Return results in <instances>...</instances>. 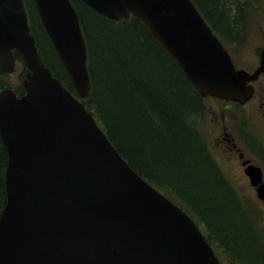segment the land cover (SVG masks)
<instances>
[{
	"label": "water",
	"instance_id": "95a60500",
	"mask_svg": "<svg viewBox=\"0 0 264 264\" xmlns=\"http://www.w3.org/2000/svg\"><path fill=\"white\" fill-rule=\"evenodd\" d=\"M82 1L113 20L142 19L203 97H253L264 48L254 72L236 68L193 0ZM35 2L78 96L44 62L24 0H0V65L13 73L17 52L28 68L24 94L0 91V264H221L195 219L129 164L82 101L91 79L72 1ZM245 172L264 200L262 169Z\"/></svg>",
	"mask_w": 264,
	"mask_h": 264
},
{
	"label": "trees",
	"instance_id": "16d2710c",
	"mask_svg": "<svg viewBox=\"0 0 264 264\" xmlns=\"http://www.w3.org/2000/svg\"><path fill=\"white\" fill-rule=\"evenodd\" d=\"M24 1L30 23L34 20L30 24L31 31L44 62L77 96L70 75L42 23L35 0ZM71 1L78 12L88 49L91 88L88 97L82 99L87 109L139 174L199 224L198 219L203 221L208 238L207 229L217 234L215 226L224 219L220 208L214 205L212 192L202 177L198 178L195 168L207 164L214 178L222 180L199 125L200 113H204L202 95L142 19L131 15L128 19L113 20L82 0ZM193 1L211 22L208 11L198 0ZM220 2L218 0L217 6ZM211 9L220 22L222 15L215 13L213 5ZM219 22L211 23L225 36ZM15 56L18 65L23 58L17 52ZM27 71L26 67L21 74L23 78ZM3 73L6 72L0 65V89L5 88ZM14 91L22 95L25 87L21 84ZM7 164L8 153L0 135V216L7 202ZM223 185L229 193L228 186L224 182ZM228 230L227 234L222 230L227 239Z\"/></svg>",
	"mask_w": 264,
	"mask_h": 264
},
{
	"label": "rangeland",
	"instance_id": "374dc122",
	"mask_svg": "<svg viewBox=\"0 0 264 264\" xmlns=\"http://www.w3.org/2000/svg\"><path fill=\"white\" fill-rule=\"evenodd\" d=\"M198 2L208 11L214 25L219 20L213 15L211 6L213 5L217 15L224 14L219 26L223 28L225 36L214 28L215 32L233 55L236 64L254 72L260 64V52L264 48V0H221L218 6V0ZM211 22L209 23L212 25ZM33 23L34 20L30 24ZM17 64L14 73L5 71L2 74V85L5 88L15 90L23 84L21 74L27 66L24 60ZM257 85L260 89L257 100L243 107L219 97L202 96L204 113H200L199 125L230 194L224 188L222 180L214 178L215 174L207 164L202 168H195L198 178L202 177L209 192H212L214 205L217 209L220 208L224 219L215 226L218 237L214 232L207 231L218 256L227 264H247L244 256L252 250L259 252L258 242L264 248V203L245 173L239 157L242 153L253 163L264 164L260 161L261 158L264 159V108L261 107L264 101V75ZM198 220L201 222L200 228L206 231L203 221ZM223 229L225 233L229 229L230 243L223 235Z\"/></svg>",
	"mask_w": 264,
	"mask_h": 264
},
{
	"label": "flooded vegetation",
	"instance_id": "af4514ba",
	"mask_svg": "<svg viewBox=\"0 0 264 264\" xmlns=\"http://www.w3.org/2000/svg\"><path fill=\"white\" fill-rule=\"evenodd\" d=\"M216 33V32H215ZM217 34V33H216ZM228 49V48H227ZM229 51V50H228ZM230 52V51H229ZM230 54H231V52H230ZM231 56H232V59H233V61H234V64H235V66L237 67V68H242V67H239L237 64H236V62H235V60H234V57H233V55L231 54ZM259 63H260V58H259ZM259 66V65H258ZM258 66L256 67V69L258 68ZM255 69V70H256ZM254 70V71H255ZM250 72H253V71H250ZM263 75H264V73H261L260 75H259V77H258V79L257 80H255V81H252V82H250V84H252L253 86H254V94H253V97L249 100V101H247L246 103H244V104H240V103H238V102H235V101H232L236 106H239V107H243V106H246V105H248V104H250V103H252V102H254V101H256L257 100V98H258V93H259V91H260V89L258 88V85H257V83L263 78ZM261 99H263V94L261 95ZM261 107L262 108H264V101H262V104H261ZM263 115H264V112H263ZM246 137L248 138L249 136H247L246 135ZM261 151H259V153H260ZM239 157H240V159H241V161H242V165H243V167H244V171H245V168L249 165V164H254V165H256V166H259L261 169H262V172H263V180H264V164H260V165H258L257 163H253L252 162V160H250V159H248V158H246L242 153H240L239 154ZM264 157V156H263ZM262 160H260L261 162H264V159L263 158H261ZM249 161L248 162V164H243V162L244 161ZM246 173V172H245ZM247 174V173H246ZM251 181V180H250ZM263 201V203H264V200H262ZM258 249H260L259 250V252L258 251H256V252H252V253H247V255H246V257L244 256V258H245V260L247 261L246 263L247 264H250V262L251 263H253V264H264V248H262V246L259 244V242H258ZM220 258V257H219ZM220 260H221V262L223 263V264H227V262H223L222 261V259L220 258Z\"/></svg>",
	"mask_w": 264,
	"mask_h": 264
}]
</instances>
